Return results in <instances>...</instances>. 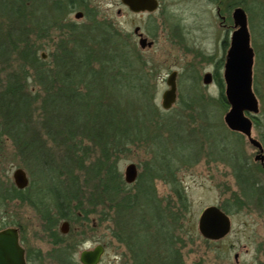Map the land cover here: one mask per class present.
Here are the masks:
<instances>
[{
	"label": "rangeland",
	"instance_id": "rangeland-1",
	"mask_svg": "<svg viewBox=\"0 0 264 264\" xmlns=\"http://www.w3.org/2000/svg\"><path fill=\"white\" fill-rule=\"evenodd\" d=\"M58 1L63 6L67 2L44 0L42 7H36L33 17L47 19L41 32L38 33L30 22L26 23L24 30L29 34L31 30L35 31L31 34L32 41L41 47L39 55L43 61L51 63L50 55L55 49L58 51L64 43H74L71 34L90 35L96 31V26L111 23L126 43L140 50L142 58L139 62L145 66L139 64L138 67L146 74L151 68V72L155 71L158 76L156 89L153 88L151 94L160 114L163 113L164 122L169 120L172 124L166 128L152 123L148 136L141 138L117 160L123 179L127 165L134 163L138 169L136 182L127 184L128 195L139 196L144 181L152 185L155 203L163 208L164 214L177 221L174 228L170 225L169 232L175 235L174 242L180 249L183 264H264V205L257 195H243L236 166V162H248L249 176L264 190V171L254 160L259 150L245 135L226 125L225 115L230 106L226 108L221 104L220 93L225 92V85L221 90L218 84L221 78L225 83L224 65L235 29L233 15L235 9L241 8L246 14L249 40L255 53L251 82L259 107L252 117V136L264 144V0H158L160 7L154 13H133L122 5L121 0H72L73 11L62 8L58 11L54 9ZM79 11L83 18H74ZM60 25L65 29L63 38ZM137 27L144 37L153 41L151 48L140 49L139 38L134 33ZM18 65L19 62H15L10 67L15 71ZM6 66L0 63V70ZM98 68L95 63L93 70ZM174 71L178 74V99L171 110L165 111L160 107L161 96L168 89V75ZM205 73L212 74L213 81L209 85L203 83ZM41 131L46 147H55L47 130ZM0 143L4 145L1 147L3 154H0V195L6 197L0 201V231L9 227L20 228V239H23L26 257L29 255L33 261L31 264H67L66 257L63 256L64 261L62 258L64 249L76 244L79 245L77 260L81 251L104 245L101 264L140 263L132 258L130 251L136 229L120 226L115 218L105 215L108 201L105 206L94 209L86 198L81 203L71 199L72 208L67 211L73 220H67L66 228L72 232L61 234V238L58 234L50 237L46 228L50 220L44 219L43 213L54 220L58 217L53 196L46 191L47 185L42 178L30 176L27 166H23L24 158L14 154L16 146L11 137L3 135ZM230 156L234 159L231 160ZM18 168L26 172L29 185L23 190L26 192L13 194L9 192V185L14 184L12 176ZM62 185L66 190L68 182ZM90 191L86 188L85 197H89ZM179 192L183 197L178 195ZM39 199L42 200L39 207L43 213L36 206L35 201ZM209 206L224 207L232 221L231 232L217 242L203 239L197 230L198 219ZM62 225L63 220H60L57 230ZM155 229L149 227L145 230L152 233ZM143 238L149 239L150 235L145 234ZM143 245L145 249L147 245L149 247L147 243Z\"/></svg>",
	"mask_w": 264,
	"mask_h": 264
},
{
	"label": "trees",
	"instance_id": "trees-1",
	"mask_svg": "<svg viewBox=\"0 0 264 264\" xmlns=\"http://www.w3.org/2000/svg\"><path fill=\"white\" fill-rule=\"evenodd\" d=\"M44 3V0H0V63L8 65L0 70L3 87L0 139L3 135L11 137L16 146L14 154L24 158L23 166H27L30 176L42 178L46 191L53 196V206L59 211L55 220L41 211V199L35 201L44 219L50 220L47 232L56 235L60 220H73L67 211L72 208L71 199L81 203L86 198L94 209L105 206L108 201L105 215L115 218L120 226L136 229L130 251L139 264H183L180 249L174 242L175 235L169 232L170 225L174 228L177 221L164 214L163 208L155 203V191L146 181L139 189L140 197L129 196V186L120 174L117 161L141 138L148 136L152 123L166 128L172 124L169 120L164 122L163 113L160 114L151 94V90L156 89L157 74L151 72V68L146 74L138 67L139 64L145 66L139 62L140 50L126 43L111 23L96 26V31L90 35L71 34L74 43L57 47L58 51L55 49L50 55L51 63L43 61L39 55L41 47L32 41L31 34L35 31L30 29L29 34L24 30L27 22L32 23L38 33L44 29L47 19L33 17L36 7ZM61 3L58 1L54 9L62 8L67 12L75 9L72 0H67L65 7ZM62 28L60 25L61 38L65 31ZM94 41L97 42L94 44ZM15 62L19 65L14 71L10 66ZM95 63L99 66L97 70H93ZM7 68L13 72L8 73ZM218 84L223 90L222 78ZM224 93H220L221 104L227 108ZM43 129L56 148L46 147L47 142L40 134ZM2 146L0 143V154H3ZM230 159L234 158L230 156ZM236 163L243 195H257L264 205V190L260 184L242 174L246 172L242 162ZM65 181L68 182L66 190L62 185ZM9 187L13 194L27 191L11 183ZM86 188L92 190L88 198ZM178 195L183 197L182 192ZM3 198L6 199L0 195V201ZM149 227L157 229L150 233L151 230H145ZM145 234L152 237L145 239ZM144 243L149 244L147 249ZM78 246H67L63 261L66 257L67 264H79L73 257ZM26 259L28 264L33 262L29 255Z\"/></svg>",
	"mask_w": 264,
	"mask_h": 264
},
{
	"label": "water",
	"instance_id": "water-1",
	"mask_svg": "<svg viewBox=\"0 0 264 264\" xmlns=\"http://www.w3.org/2000/svg\"><path fill=\"white\" fill-rule=\"evenodd\" d=\"M122 5L133 13H154L160 7L158 0H121ZM121 11H118L120 14ZM82 12L75 14L76 19H81ZM234 26L236 29L232 34L230 47L227 51L224 66L223 78L226 83L225 95L227 104L230 106L229 112L225 116L226 125L233 131L245 135L249 142L259 150L257 160L264 162V148L260 141L252 136V123L247 117V113L258 112V100L252 92V69L254 63V51L250 44V34L247 27L246 14L241 8L234 11ZM83 18V17H82ZM134 33L139 38L140 49H148L153 46V41H149L137 27ZM44 57V55H43ZM177 72H171L166 80L168 87L162 94L161 106L163 110L169 111L178 99ZM213 81L212 74L205 73L203 83L209 85ZM1 131V126H0ZM134 163H130L125 168L124 182L133 184L137 180L138 171ZM14 184L17 189L25 190L29 185V179L22 168L15 170L13 174ZM230 216L219 206H209L205 208L198 219V231L200 235L210 241H220L224 239L232 230ZM67 223L62 225V231L66 232ZM20 243L19 230L17 228H7L0 231V264H28L26 252ZM103 248L98 246L93 251H83L80 256L82 264H99Z\"/></svg>",
	"mask_w": 264,
	"mask_h": 264
},
{
	"label": "flooded vegetation",
	"instance_id": "flooded-vegetation-1",
	"mask_svg": "<svg viewBox=\"0 0 264 264\" xmlns=\"http://www.w3.org/2000/svg\"><path fill=\"white\" fill-rule=\"evenodd\" d=\"M235 27V26H234ZM235 29H236V27H235ZM234 29V30H235ZM234 30H233V32H234ZM254 59H255V53H254ZM225 66V65H224ZM224 85H225V90H226V83H224ZM249 115V116H248ZM250 115H251V117H250ZM226 116V115H225ZM247 117L251 120V123H252V126L254 125V120H253V118L252 117H255V114H253V113H247ZM236 132V131H235ZM237 133H240V132H237ZM242 134V133H241ZM243 135V134H242ZM246 137V136H245ZM247 138V137H246ZM248 139V138H247ZM249 141V140H248ZM260 144H262L261 142H260ZM263 145V148H264V144H262ZM258 149V148H257ZM258 151H257V154L255 155V157H254V160L256 161V162H259L260 164L259 165H261V169L264 171V162H262V161H260V160H257V157H258ZM263 156H264V152H263ZM248 163V162H247ZM247 163L244 161V162H242V168H244L245 170H246V172L244 171H242V174H244V176H247V177H251V176H249L250 174H249V171H248V165H247ZM242 174H240V176H242ZM256 180V179H255ZM219 208H221L223 211H224V209L221 207V206H219ZM226 212V211H225ZM227 213V212H226ZM228 214V213H227ZM229 215V214H228ZM230 216V215H229ZM230 218V217H229ZM64 223H69L67 220H63V224ZM9 228H16V227H9ZM7 229V228H6ZM17 229L19 230V236H20V238H21V232H20V228H18L17 227ZM67 231L66 232H63L62 231V226H61V228L59 229V230H57L58 231V233H56V235L58 234V236L61 238V236L62 235H64V234H68L69 232L71 233L72 232V230H69V232H68V229H66ZM49 233V232H48ZM69 233V234H70ZM62 234V235H61ZM49 235H50V237L51 236H53L51 233H49ZM152 237V235H150V238ZM202 237V236H201ZM227 237V236H226ZM203 238V237H202ZM204 239V238H203ZM206 240V239H205ZM223 240V239H222ZM208 241H210V240H208ZM213 242H217V241H213ZM20 243H21V245L23 246V243L21 242V239H20ZM98 246H101L102 248H103V254L105 253V246L104 245H97V246H95V247H93V249H91V250H83V251H93V250H95ZM24 247V246H23ZM78 248H79V246H78ZM24 249V248H23ZM83 251H81L80 253H79V258H78V260H77V262L79 263V264H82L81 263V261H80V256H81V253H83ZM25 252H26V249H25ZM78 252V251H77ZM77 252L75 253V255L73 256V257H75L76 256V254H77ZM103 254L101 255L102 257H101V261H100V263L99 264H101V262H102V258H103ZM27 258V257H26ZM76 258V257H75ZM27 260V259H26Z\"/></svg>",
	"mask_w": 264,
	"mask_h": 264
}]
</instances>
